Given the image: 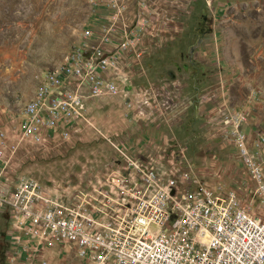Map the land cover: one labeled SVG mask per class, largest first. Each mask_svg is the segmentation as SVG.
Wrapping results in <instances>:
<instances>
[{
  "label": "rangeland",
  "instance_id": "1",
  "mask_svg": "<svg viewBox=\"0 0 264 264\" xmlns=\"http://www.w3.org/2000/svg\"><path fill=\"white\" fill-rule=\"evenodd\" d=\"M91 32L110 39L116 91L86 99L42 145L22 139L39 85ZM238 119L247 137L264 128V0H0V197L27 180L72 194L118 147L250 204ZM14 229L0 206V264H81L74 249Z\"/></svg>",
  "mask_w": 264,
  "mask_h": 264
},
{
  "label": "built area",
  "instance_id": "2",
  "mask_svg": "<svg viewBox=\"0 0 264 264\" xmlns=\"http://www.w3.org/2000/svg\"><path fill=\"white\" fill-rule=\"evenodd\" d=\"M95 36L88 33L39 85L22 139L42 145L61 121L81 117L86 99L116 91L102 48L110 39ZM242 120L235 140L252 183L250 204L238 192L222 197L195 185L172 163L164 170L114 146L119 157L105 174L74 193L21 181L0 206L9 207L16 233L70 247L81 264H264V128L247 137Z\"/></svg>",
  "mask_w": 264,
  "mask_h": 264
}]
</instances>
